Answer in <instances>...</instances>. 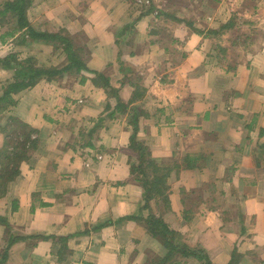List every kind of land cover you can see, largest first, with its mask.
Wrapping results in <instances>:
<instances>
[{
	"label": "crops",
	"instance_id": "obj_1",
	"mask_svg": "<svg viewBox=\"0 0 264 264\" xmlns=\"http://www.w3.org/2000/svg\"><path fill=\"white\" fill-rule=\"evenodd\" d=\"M25 1L34 30L69 36L87 70L2 103L0 264H153L166 249L151 213L213 264H264V37L240 52L236 33L264 32V0H200L197 21L196 0L171 14L161 0ZM17 2L0 0V97L19 79L10 54L66 61L20 28ZM28 134L37 148L14 160ZM146 152L169 172L167 210L146 206L133 171Z\"/></svg>",
	"mask_w": 264,
	"mask_h": 264
},
{
	"label": "trees",
	"instance_id": "obj_2",
	"mask_svg": "<svg viewBox=\"0 0 264 264\" xmlns=\"http://www.w3.org/2000/svg\"><path fill=\"white\" fill-rule=\"evenodd\" d=\"M12 4L14 5L13 8L17 9L16 15L19 19L20 28L27 27L29 36L32 39L54 43L55 48L57 47L56 43L58 40H60V43L64 45L63 50L66 54V61L59 66L45 67L34 63V57L19 59V56L17 57L15 53L7 56L3 60L4 65L12 67V64H17L21 67V69L17 72L19 79L10 83L7 89H5L3 96L0 97V110L6 109V106L2 103L13 101L11 96L12 92H16L27 87H32L36 85V83L42 78L49 80L59 79L62 77L61 74L63 71H72L76 73L83 69L87 70V66L80 56L79 49L74 48L73 43L70 40L66 39L65 37H58V35H55V33H43L34 30L26 17V10L29 4L26 3L25 0H18L17 3ZM97 78L98 80H103L106 82V77L102 76L101 74L97 75ZM24 127L26 126L24 125ZM32 131L34 130H29L30 133H32ZM30 135L31 134L26 135L27 137H24V140L21 139L19 144L14 146V160H16V158L22 159L26 157V148H28V144L31 143V148H37L38 140L35 138L32 139ZM138 147L141 151L143 150L140 145ZM22 153H24V155H22ZM149 166L153 167V172H151L152 175H150ZM133 171L141 175V177H139L140 179H138L144 186V199L146 201V206H149V203L152 200H155L158 205L161 202L166 209L170 208V201L167 193L169 188L167 184L169 172L165 170L164 167L158 166L154 160L149 161L147 166L140 163L134 168ZM145 223L147 225L148 231L153 236L157 237L166 249V253L163 256H158L152 260L153 264H166L168 262L170 263L173 261H178L175 259L177 253L182 257H195L196 259L200 260L202 264H213L209 255L202 249H192L182 242L175 243L177 236L175 231L168 226L167 222H165L161 216L157 217L155 214L151 213L146 219ZM179 238H181V235Z\"/></svg>",
	"mask_w": 264,
	"mask_h": 264
},
{
	"label": "rangeland",
	"instance_id": "obj_3",
	"mask_svg": "<svg viewBox=\"0 0 264 264\" xmlns=\"http://www.w3.org/2000/svg\"><path fill=\"white\" fill-rule=\"evenodd\" d=\"M28 1V0H27ZM141 1H143V0H141ZM146 3H149V0H144ZM151 1V3H152V7H149V8H152V10H153V8L156 6V4H155V0H150ZM160 2H162V3H164L163 4V8H165L166 7V9H167V13L168 14H171L172 12L171 11H174L175 10V13H179L177 10H176V8L178 7L177 5H179V6H181L182 7V9H184V8H186V7H189L190 6V3H192V0H161ZM255 3V2H254ZM137 4V3H136ZM135 4V5H136ZM199 4H200V0H196V2H194L193 3V9H195V10H192L191 11V13H190V15H192L191 17H189V19L190 20H195V21H197V15H198V11H196V10H198L199 9ZM148 6H151V4L150 5H148ZM248 7H252V6H248ZM163 8H161L162 10H163V12H166ZM180 8V7H179ZM249 10H250V12H252L253 10L251 9V8H249ZM149 12V11H148ZM182 13H183V10H182ZM181 13V14H182ZM181 14H179L180 16H181ZM257 14H259V15H261L262 16V13H257ZM164 17H165V15H163ZM167 18H170V17H167ZM243 20H241V22H242ZM237 28H239V29H234V27L233 28H231V29H228L229 31L231 30V32H232V30H236V33H237V37H238V39H241L240 40V43H241V46H242V49L240 50V52H247V50L249 49V44L250 43H255L256 41H259V40H261V38H262V36L264 37V32H262V27H258V28H256L257 30H254V29H242V28H240V27H237ZM228 31V32H229ZM233 33V32H232ZM55 35H58V37L60 36L61 38H63V37H65L66 39H68V40H70V41H72L71 40V38L69 37V36H64V34H62V33H60V34H55ZM73 39L75 40V38L73 37ZM162 39H164V41L166 42V43H168V42H170V36L169 35H164L163 37H162ZM20 40H21V38H20ZM52 44V46H54V43H51ZM233 46H234V42L233 43H231ZM231 44H230V47H231ZM56 45H57V47L55 48L57 51H56V55L58 54V53H63L64 52V50H63V47H64V45L62 44V43H60V40H58V42L56 43ZM78 48H81V51L83 52V54H84V56H85V54H87L86 52V50H85V48L84 47H82V46H78ZM80 51V50H79ZM227 52V51H226ZM230 52V54L232 53V51H229ZM239 52V51H238ZM65 53V52H64ZM237 53V50L236 51H234V53L233 54H236ZM226 54H228V52L226 53ZM56 59H60V58H56ZM60 61V60H59ZM56 62L58 63V61L56 60ZM34 63H36L37 65H39V66H49V65H42L43 64V62L40 60V59H35L34 58ZM42 63V64H41ZM51 64V63H50ZM50 66H52V65H50ZM138 155L139 154H134V157H133V159H134V165H139L140 163H142V164H145V166H147L148 165V163H149V161H151L152 160V158H150V156L148 155V153L146 152V154H145V156H144V158H139L138 157ZM149 168H150V175H152V173L151 172H153V167L151 166H149ZM138 175V176H137ZM136 177H141V175L138 173L137 174V172H136ZM162 206L164 207V205L162 204ZM165 208V207H164ZM164 210H167L166 208L164 209ZM163 216V215H162ZM161 216V217H162ZM168 224V226L170 227V224L169 223H167ZM169 237H171V236H169ZM178 256V255H177Z\"/></svg>",
	"mask_w": 264,
	"mask_h": 264
}]
</instances>
